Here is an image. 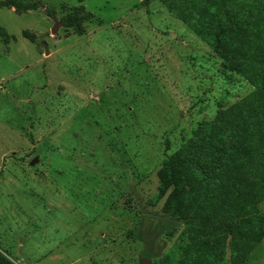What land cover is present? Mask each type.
<instances>
[{
	"label": "rangeland",
	"instance_id": "1",
	"mask_svg": "<svg viewBox=\"0 0 264 264\" xmlns=\"http://www.w3.org/2000/svg\"><path fill=\"white\" fill-rule=\"evenodd\" d=\"M35 2L0 4V251L15 264H136L142 252L161 264L209 239L215 264H235L234 221L165 215L157 170L254 87L160 0ZM75 13L82 34L62 22L51 33ZM244 256L264 264V237Z\"/></svg>",
	"mask_w": 264,
	"mask_h": 264
},
{
	"label": "trees",
	"instance_id": "2",
	"mask_svg": "<svg viewBox=\"0 0 264 264\" xmlns=\"http://www.w3.org/2000/svg\"><path fill=\"white\" fill-rule=\"evenodd\" d=\"M160 1L222 59L225 68L254 87L246 97L219 110L214 120L202 123L196 136L167 155L157 170L156 200L165 197L163 213L186 223L234 221L232 242L242 249L235 264H242L245 247L251 249L264 237V215L257 206L264 199V0ZM0 4L21 12L37 2L3 0ZM61 22L83 33L77 13ZM24 36L34 41L32 34L24 32ZM206 241L192 245L193 250L177 246L160 263L215 264L202 248ZM199 247L203 261L196 254ZM0 264L15 263L0 251Z\"/></svg>",
	"mask_w": 264,
	"mask_h": 264
},
{
	"label": "water",
	"instance_id": "3",
	"mask_svg": "<svg viewBox=\"0 0 264 264\" xmlns=\"http://www.w3.org/2000/svg\"><path fill=\"white\" fill-rule=\"evenodd\" d=\"M61 23V21L54 19L53 21V26L51 27V33H55L57 28L59 27V24ZM44 47H45V54H49V49L47 47L46 43H43ZM39 161V157L35 156L33 159L30 160L29 164L30 165H34L35 163H37ZM136 264H155L152 259L148 256H140L137 260Z\"/></svg>",
	"mask_w": 264,
	"mask_h": 264
}]
</instances>
